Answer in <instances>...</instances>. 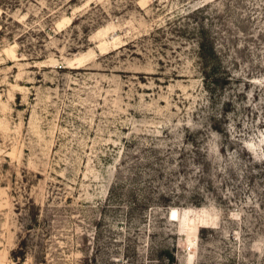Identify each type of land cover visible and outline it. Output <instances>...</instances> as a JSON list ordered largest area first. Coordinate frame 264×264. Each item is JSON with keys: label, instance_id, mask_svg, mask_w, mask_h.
Instances as JSON below:
<instances>
[{"label": "rangeland", "instance_id": "obj_1", "mask_svg": "<svg viewBox=\"0 0 264 264\" xmlns=\"http://www.w3.org/2000/svg\"><path fill=\"white\" fill-rule=\"evenodd\" d=\"M0 264H264V0H0Z\"/></svg>", "mask_w": 264, "mask_h": 264}, {"label": "trees", "instance_id": "obj_2", "mask_svg": "<svg viewBox=\"0 0 264 264\" xmlns=\"http://www.w3.org/2000/svg\"><path fill=\"white\" fill-rule=\"evenodd\" d=\"M20 253V252H19ZM17 251L13 252V257L15 258V260L19 261V260H24V256H21ZM172 260L171 256L169 258V260Z\"/></svg>", "mask_w": 264, "mask_h": 264}]
</instances>
